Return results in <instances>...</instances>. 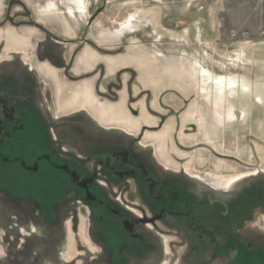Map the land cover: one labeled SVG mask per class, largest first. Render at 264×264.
<instances>
[{
  "label": "flooded vegetation",
  "instance_id": "1",
  "mask_svg": "<svg viewBox=\"0 0 264 264\" xmlns=\"http://www.w3.org/2000/svg\"><path fill=\"white\" fill-rule=\"evenodd\" d=\"M47 1L0 0V250L10 264H264V165L182 141L198 131L181 121L194 94L146 101L152 124L112 120L123 92L142 114L136 71L110 66L122 45L95 37L100 12L77 26ZM206 146L245 171L191 167L188 153Z\"/></svg>",
  "mask_w": 264,
  "mask_h": 264
},
{
  "label": "rangeland",
  "instance_id": "2",
  "mask_svg": "<svg viewBox=\"0 0 264 264\" xmlns=\"http://www.w3.org/2000/svg\"><path fill=\"white\" fill-rule=\"evenodd\" d=\"M47 2L62 3V17L77 26L101 10L92 24L95 37H106L111 46L122 45L110 56V66L122 64L136 71L134 92L143 91L142 114L131 113L123 92L108 110L112 120L131 126L139 121L152 124L154 115L145 109L146 101L155 107L160 93L168 90L194 94L181 121L182 126L196 121L198 131L182 141H206L220 153L264 165V0ZM53 6L46 9L52 11ZM174 98L167 95L169 103ZM169 127L165 130L172 131ZM188 154L191 167L206 164L232 173L245 171L210 154L207 146ZM18 262L24 264L22 258ZM0 264H10L1 250Z\"/></svg>",
  "mask_w": 264,
  "mask_h": 264
},
{
  "label": "water",
  "instance_id": "3",
  "mask_svg": "<svg viewBox=\"0 0 264 264\" xmlns=\"http://www.w3.org/2000/svg\"><path fill=\"white\" fill-rule=\"evenodd\" d=\"M100 11H101V10H100ZM100 11H99V12H100Z\"/></svg>",
  "mask_w": 264,
  "mask_h": 264
}]
</instances>
